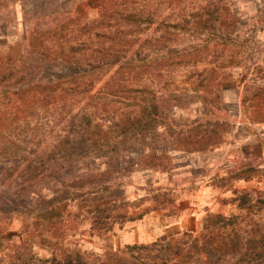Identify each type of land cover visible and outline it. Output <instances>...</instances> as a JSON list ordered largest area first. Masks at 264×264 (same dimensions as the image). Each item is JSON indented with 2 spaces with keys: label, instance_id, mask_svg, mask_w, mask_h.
<instances>
[{
  "label": "rangeland",
  "instance_id": "374dc122",
  "mask_svg": "<svg viewBox=\"0 0 264 264\" xmlns=\"http://www.w3.org/2000/svg\"><path fill=\"white\" fill-rule=\"evenodd\" d=\"M261 141L264 0H0V264H264Z\"/></svg>",
  "mask_w": 264,
  "mask_h": 264
},
{
  "label": "trees",
  "instance_id": "16d2710c",
  "mask_svg": "<svg viewBox=\"0 0 264 264\" xmlns=\"http://www.w3.org/2000/svg\"><path fill=\"white\" fill-rule=\"evenodd\" d=\"M260 145H264V141H261ZM156 151H158V150H155V152ZM161 151L163 153V149ZM123 159H124L125 164H127V162L132 163V165L137 164V161H135V159H133V157H131L129 155L127 156V158H123ZM142 165L144 167H152L153 163L146 162ZM117 167H120V163H118L116 165V168ZM147 183L149 184L150 181H148ZM114 187H115V191L120 190V186L115 185ZM115 197L119 199L118 196H115ZM234 201L239 203V207H246V205H248L251 201V194L249 192H246V191H242L241 193H239V195L236 193V198ZM258 203L262 204L263 200L259 199ZM88 213H91V215H92V219H93V222H92L93 227L92 228L98 229L100 232H108V231L112 230L113 223L110 224L108 221L109 219H111V220L115 219L116 221H119L120 224H123L126 221H134L137 219H141L143 216V213H141V214H138L137 217H135L134 215L129 214V212L126 210L124 212L119 213L117 216L113 217V216H111L110 205H107V204H96V205H94V207L91 210L88 211ZM220 219H222L221 216H219V220ZM227 220H228V222L226 224H223V226H224V228L230 227L231 232L226 237L230 241L232 246L235 247V246H237V233L238 232H236V228L233 225V223H236V220H238V217L237 216H231V217H228ZM245 232L247 234L246 242L250 243L251 241L249 240V234L251 231H245ZM196 242H197V240H196ZM136 248H138V247L137 246L132 247V249H136ZM257 258L259 259V258H261V256H257ZM97 260H99V259H97ZM254 262H255L254 260L246 259L243 263L244 264H251ZM19 264H105V262L102 260H99L98 263L95 261H90V259H87V258L85 259V257L80 252L74 251L73 254H68L63 258L62 257L61 258L53 257V258H50L48 260L38 259V258H35L33 256L29 260L22 261ZM240 264H241V262H240Z\"/></svg>",
  "mask_w": 264,
  "mask_h": 264
},
{
  "label": "crops",
  "instance_id": "0c3cea01",
  "mask_svg": "<svg viewBox=\"0 0 264 264\" xmlns=\"http://www.w3.org/2000/svg\"><path fill=\"white\" fill-rule=\"evenodd\" d=\"M175 228H176V227H171L170 229H171V231H174ZM170 229H169V230H170ZM178 229L180 230L181 228L179 227Z\"/></svg>",
  "mask_w": 264,
  "mask_h": 264
}]
</instances>
